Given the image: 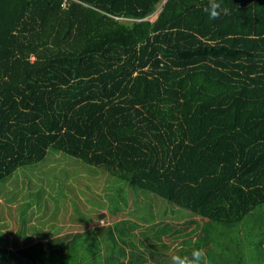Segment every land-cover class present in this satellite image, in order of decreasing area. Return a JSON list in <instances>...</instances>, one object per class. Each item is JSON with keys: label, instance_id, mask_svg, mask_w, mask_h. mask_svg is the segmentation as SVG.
Wrapping results in <instances>:
<instances>
[{"label": "trees", "instance_id": "obj_1", "mask_svg": "<svg viewBox=\"0 0 264 264\" xmlns=\"http://www.w3.org/2000/svg\"><path fill=\"white\" fill-rule=\"evenodd\" d=\"M49 149L204 235L240 222L264 204V0H0V181Z\"/></svg>", "mask_w": 264, "mask_h": 264}, {"label": "crops", "instance_id": "obj_2", "mask_svg": "<svg viewBox=\"0 0 264 264\" xmlns=\"http://www.w3.org/2000/svg\"><path fill=\"white\" fill-rule=\"evenodd\" d=\"M13 186L7 183L1 187L7 190L5 195L0 194V264H264V221L261 220L263 215H253L255 209L237 225H231L230 228L223 225L224 235H217L221 225L217 231L216 225L212 227L213 235H204L208 226H204L201 219L194 215L191 217L189 213L183 219L164 218L170 219L177 226L185 220L189 222L187 237L192 243L187 247L181 235L170 234L162 239L147 234V231L151 232L150 225L159 220L155 219V213H152L149 222L131 221L130 227L134 233L130 235L120 237L113 227L111 241L103 238L109 229L99 232L98 228L114 225L115 220L129 216L126 210L134 204L133 201L124 204L123 208L114 205L120 210L113 207L110 210L109 206L98 208V221L91 218L83 222L70 218L69 215L77 210L59 209L51 200L48 201L50 197L47 195L42 196L40 203L27 201L28 193L22 195L27 191L36 195L40 191H49L50 187L25 184L27 189L19 191L14 190ZM61 205L66 206V203ZM259 208L256 207L257 210ZM160 219L163 220V216ZM248 221L259 223L261 235H244L242 225L248 227L244 224ZM84 231H89V234L75 235ZM231 232L236 235H229ZM130 236L135 238L129 239ZM149 237L156 244L147 242ZM212 252L216 253L213 257Z\"/></svg>", "mask_w": 264, "mask_h": 264}, {"label": "rangeland", "instance_id": "obj_3", "mask_svg": "<svg viewBox=\"0 0 264 264\" xmlns=\"http://www.w3.org/2000/svg\"><path fill=\"white\" fill-rule=\"evenodd\" d=\"M159 8L160 7L158 6L156 11L149 16L150 20L155 18ZM7 183L15 185L13 186L14 190L20 189L19 191L27 189L24 186L25 184H30V186L44 185L50 187L49 191H40L36 195H34V192H31L32 194L29 195L26 200L32 202L37 201L40 203L43 200L42 196L47 195L50 197L48 201L50 202L51 200L55 207L59 209L63 208L64 211L68 209L77 210L78 212H73L72 215L69 216L73 220H82L83 222L91 218L96 219V210L98 208L101 209L103 206H109L110 210L112 207L113 209H119L118 207L123 208L124 204L127 205L128 202L131 204V201H133L134 204L126 210L129 212V216L126 215L119 218L118 220H115L117 226L123 229L124 235H130V226L132 222H149V220L152 219V213H155V219L159 220H161L160 218H162V216L163 218L169 217L175 219V217H178L183 219L189 215L187 214L189 212L180 209L166 201L163 202V200L155 197L151 193L144 191H134L130 187L127 188L128 186L122 188V186L125 184L119 182L115 177L100 170L99 168L84 164L74 157L51 149L48 150L46 156L41 161L28 166L19 167L9 177L0 181V191H2L0 194L5 195L7 188L2 190L1 187ZM118 187H120L122 191L119 190ZM34 188L35 187H31V189ZM27 193L29 192H23L22 195L26 196ZM46 199L47 197L45 200ZM61 203H66V206L61 205ZM114 205H118V207ZM263 205L258 206L260 207L258 210L255 208L254 211L256 212H253V215H263L261 220L264 221V208H262ZM55 207L54 209L56 210L57 208ZM127 217H129L128 219L130 220H127ZM244 224L248 226L245 227V225H242L244 229V235H261L260 233L262 229L258 227L259 223L256 221H248ZM218 226L219 225L217 224L215 227L216 231ZM221 226L222 228H220L217 235H224V226L229 228L231 227V225ZM229 235L236 234L231 232ZM181 236L184 237V241L187 243L186 247L192 243L191 239L188 238L187 235ZM159 237L160 235H154L153 238ZM128 238L134 239L135 237L130 236ZM153 238L149 237L147 242L156 244V241L152 240ZM162 238L166 239V237ZM200 238L201 236L198 237V239ZM191 251L193 250L191 249ZM213 255H216V253L212 252L211 256L213 257Z\"/></svg>", "mask_w": 264, "mask_h": 264}]
</instances>
